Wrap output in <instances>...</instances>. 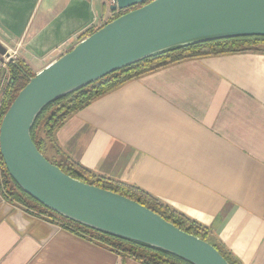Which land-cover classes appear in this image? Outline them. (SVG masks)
<instances>
[{
	"label": "crops",
	"instance_id": "1",
	"mask_svg": "<svg viewBox=\"0 0 264 264\" xmlns=\"http://www.w3.org/2000/svg\"><path fill=\"white\" fill-rule=\"evenodd\" d=\"M0 0V43L34 75L112 18L109 0ZM23 13V14H22ZM22 15V17H21ZM58 147L96 175L138 187L207 227L238 264H264V55L182 61L68 118ZM0 264H142L9 202Z\"/></svg>",
	"mask_w": 264,
	"mask_h": 264
},
{
	"label": "water",
	"instance_id": "2",
	"mask_svg": "<svg viewBox=\"0 0 264 264\" xmlns=\"http://www.w3.org/2000/svg\"><path fill=\"white\" fill-rule=\"evenodd\" d=\"M100 27L28 79L0 121V157L38 203L90 229L165 251L190 264H228L209 243L142 205L76 181L36 149L30 130L52 101L165 50L237 37H264V0H109ZM7 48L0 43V63Z\"/></svg>",
	"mask_w": 264,
	"mask_h": 264
},
{
	"label": "trees",
	"instance_id": "3",
	"mask_svg": "<svg viewBox=\"0 0 264 264\" xmlns=\"http://www.w3.org/2000/svg\"><path fill=\"white\" fill-rule=\"evenodd\" d=\"M140 6L142 5L134 6L129 10L139 8ZM129 10L112 13L110 21ZM100 27L102 26L88 29L81 37L91 35ZM249 52L264 55V37L221 39L175 47L151 55L49 103L34 120L30 130L31 140L37 151L50 164L58 167L61 172L70 178L113 192L142 205L179 230L212 245L228 264H238L215 242L207 227L162 204L136 186L96 175L92 171L82 167L58 147L54 135L56 130L72 115L87 107L92 101L132 80L182 61ZM9 70L10 82L3 94L0 121L19 91L27 84L28 79L34 76V73L19 60L11 64ZM0 190L9 202L18 205L23 210L57 222L62 229L75 236L97 243L111 252L139 261L142 264H190L160 249L90 229L52 212L22 191L7 173L1 157Z\"/></svg>",
	"mask_w": 264,
	"mask_h": 264
},
{
	"label": "built area",
	"instance_id": "4",
	"mask_svg": "<svg viewBox=\"0 0 264 264\" xmlns=\"http://www.w3.org/2000/svg\"><path fill=\"white\" fill-rule=\"evenodd\" d=\"M3 61L0 63V112L4 91L10 82L9 66L18 60L16 50L7 48L6 54L2 56Z\"/></svg>",
	"mask_w": 264,
	"mask_h": 264
},
{
	"label": "rangeland",
	"instance_id": "5",
	"mask_svg": "<svg viewBox=\"0 0 264 264\" xmlns=\"http://www.w3.org/2000/svg\"><path fill=\"white\" fill-rule=\"evenodd\" d=\"M24 7L23 9H27V7H31L32 5V2L34 0H24ZM86 4H87V1L86 0H83ZM49 2H53V5L55 4L57 8L61 7L62 6V3L61 2H65V0H39L38 1V4L36 5L34 11H33V15L31 17V20L33 19L34 16H37L39 13H42V12H45L46 10V6ZM23 14V13H22ZM22 17V15H21Z\"/></svg>",
	"mask_w": 264,
	"mask_h": 264
}]
</instances>
